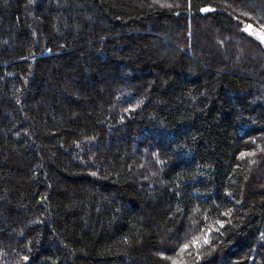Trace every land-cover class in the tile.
Here are the masks:
<instances>
[{"label":"trees","instance_id":"16d2710c","mask_svg":"<svg viewBox=\"0 0 264 264\" xmlns=\"http://www.w3.org/2000/svg\"><path fill=\"white\" fill-rule=\"evenodd\" d=\"M248 25L264 0H0V264H264Z\"/></svg>","mask_w":264,"mask_h":264},{"label":"snow or ice","instance_id":"6c2138e0","mask_svg":"<svg viewBox=\"0 0 264 264\" xmlns=\"http://www.w3.org/2000/svg\"><path fill=\"white\" fill-rule=\"evenodd\" d=\"M201 12H209V11H213V9L210 8H201L200 9ZM249 29H244V31H248ZM244 153H241V156H244ZM94 175V173H93ZM222 215H230V213H222ZM216 223L222 228L223 227V223L221 221H216ZM212 231H218V229H214L211 226H209V228L205 231V238L203 240H201L199 237L194 238L190 243H184L182 248H181V252H185L187 251L190 247H194L197 249V260L200 259L199 254H198V250L202 244H209V239L207 238L208 235L212 232ZM24 260H28V257L25 256L23 257ZM172 264H178V261L173 260Z\"/></svg>","mask_w":264,"mask_h":264},{"label":"rangeland","instance_id":"374dc122","mask_svg":"<svg viewBox=\"0 0 264 264\" xmlns=\"http://www.w3.org/2000/svg\"><path fill=\"white\" fill-rule=\"evenodd\" d=\"M250 34L255 38L257 39L258 41L261 42V44L263 45L264 47V32L258 30V29H252L250 31Z\"/></svg>","mask_w":264,"mask_h":264},{"label":"water","instance_id":"95a60500","mask_svg":"<svg viewBox=\"0 0 264 264\" xmlns=\"http://www.w3.org/2000/svg\"><path fill=\"white\" fill-rule=\"evenodd\" d=\"M246 28L249 29L247 32H250L252 30V27L250 25H248Z\"/></svg>","mask_w":264,"mask_h":264}]
</instances>
